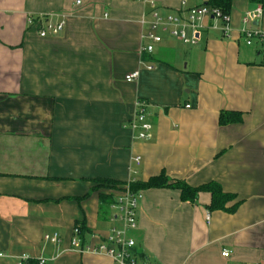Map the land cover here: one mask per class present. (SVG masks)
<instances>
[{
    "label": "crops",
    "instance_id": "obj_1",
    "mask_svg": "<svg viewBox=\"0 0 264 264\" xmlns=\"http://www.w3.org/2000/svg\"><path fill=\"white\" fill-rule=\"evenodd\" d=\"M183 1L207 5L0 0V264L26 256L116 264L75 250V228H85L84 245L96 247L119 224L114 203L102 198L116 200L131 181L163 173L192 187L219 184L231 198L226 209H212L208 190L196 202L182 200L177 188L140 190L131 232L140 260L264 264V44L255 37L248 45L242 34L245 27L264 32V15L245 25L256 5L233 0L228 35L210 16L196 44L165 34L144 52L152 4L169 14ZM61 16L64 31L41 37L40 28ZM135 71L138 79L128 82ZM138 99L148 102L154 123L148 141L134 140L128 127ZM224 113L235 120L221 122ZM55 232L58 243L45 240Z\"/></svg>",
    "mask_w": 264,
    "mask_h": 264
},
{
    "label": "built area",
    "instance_id": "obj_2",
    "mask_svg": "<svg viewBox=\"0 0 264 264\" xmlns=\"http://www.w3.org/2000/svg\"><path fill=\"white\" fill-rule=\"evenodd\" d=\"M153 11L151 12V19L144 20V23L149 24V29L144 33L143 39L148 43L143 47L144 52L153 53L155 46L163 42L165 34L185 43L196 44L197 34L204 28V20L207 17H213L222 22V30L225 35L229 34V14H224L221 10L208 6L199 5L194 7H187V2L183 1L184 7L177 13L164 14L159 11L155 3L152 4ZM264 15V6L258 5L254 9L248 11L243 22L245 25H251L254 20H260ZM34 22L33 19L30 20ZM66 26L65 16H61L56 22H48L45 26L40 28V36H57L60 35ZM190 31L193 32L190 35ZM242 34L247 38V44L252 45L255 37L259 38L264 44V32L260 31L258 27L243 28ZM149 68H152L150 66ZM139 77V71L132 72L126 76L128 82H133ZM191 108V104L186 105ZM149 104L143 99L136 101V112L133 120L128 126L132 131V137L136 141H148L153 138L154 123L150 119ZM137 164H140L141 158H135ZM133 182V181H131ZM131 182L123 189L122 193L117 197L113 204V208L117 210V215L113 217L119 221V224L113 226L105 240H103L96 247L85 246L81 237V230L76 227L71 244L75 250L84 252L86 250L94 253H104L113 258L116 264H151L148 260H140V257L135 253L136 240L131 235V232L138 228V207L141 198L140 191H133L130 188ZM209 217V216H208ZM45 240L53 243L60 241V234L55 232L53 234H46ZM225 257L230 255L228 250L222 253ZM26 256L20 264L29 260ZM40 264H46L44 258L39 259Z\"/></svg>",
    "mask_w": 264,
    "mask_h": 264
},
{
    "label": "trees",
    "instance_id": "obj_3",
    "mask_svg": "<svg viewBox=\"0 0 264 264\" xmlns=\"http://www.w3.org/2000/svg\"><path fill=\"white\" fill-rule=\"evenodd\" d=\"M252 4L263 5L264 0H250ZM233 0H207V5L221 10L224 14H230L232 8ZM225 113L221 115V122L228 123L232 122L235 119L231 117H225ZM109 182L110 181H104ZM162 187H171L181 190L182 200L189 202H196L197 195L202 190H208L212 193V209L223 208L226 209L225 204L230 200L231 195L224 193L221 186L216 183H211L208 185L200 187H192L186 181L182 179L172 180L165 173L150 178L148 181H133L130 184V188L133 191H140L149 188H162ZM113 197H103L102 202L106 205H111L115 202ZM237 204L234 205L229 211H233L236 208ZM228 210V209H227ZM81 230L82 240L85 239V228L81 225L79 226ZM24 264H40L37 259H29Z\"/></svg>",
    "mask_w": 264,
    "mask_h": 264
},
{
    "label": "rangeland",
    "instance_id": "obj_4",
    "mask_svg": "<svg viewBox=\"0 0 264 264\" xmlns=\"http://www.w3.org/2000/svg\"><path fill=\"white\" fill-rule=\"evenodd\" d=\"M190 46H187V48H189Z\"/></svg>",
    "mask_w": 264,
    "mask_h": 264
}]
</instances>
